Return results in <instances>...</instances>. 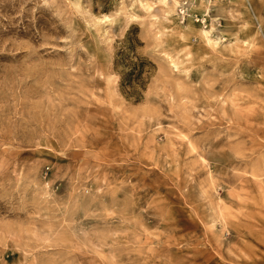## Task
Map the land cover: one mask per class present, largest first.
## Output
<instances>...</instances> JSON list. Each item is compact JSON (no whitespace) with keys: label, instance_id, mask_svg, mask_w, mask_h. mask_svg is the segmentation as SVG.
Segmentation results:
<instances>
[{"label":"rangeland","instance_id":"374dc122","mask_svg":"<svg viewBox=\"0 0 264 264\" xmlns=\"http://www.w3.org/2000/svg\"><path fill=\"white\" fill-rule=\"evenodd\" d=\"M0 264H264V0H0Z\"/></svg>","mask_w":264,"mask_h":264},{"label":"trees","instance_id":"16d2710c","mask_svg":"<svg viewBox=\"0 0 264 264\" xmlns=\"http://www.w3.org/2000/svg\"><path fill=\"white\" fill-rule=\"evenodd\" d=\"M142 43L138 39L135 29L130 30L121 43L116 54L115 68L121 77L120 87L129 98H142L141 91H145L150 70L153 63L137 55L136 51Z\"/></svg>","mask_w":264,"mask_h":264},{"label":"built area","instance_id":"2783aa9c","mask_svg":"<svg viewBox=\"0 0 264 264\" xmlns=\"http://www.w3.org/2000/svg\"><path fill=\"white\" fill-rule=\"evenodd\" d=\"M185 12V11H184Z\"/></svg>","mask_w":264,"mask_h":264}]
</instances>
